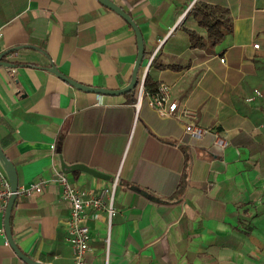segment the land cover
I'll use <instances>...</instances> for the list:
<instances>
[{
  "label": "crops",
  "instance_id": "crops-1",
  "mask_svg": "<svg viewBox=\"0 0 264 264\" xmlns=\"http://www.w3.org/2000/svg\"><path fill=\"white\" fill-rule=\"evenodd\" d=\"M112 1L144 37L138 83L149 76L151 88L171 85L179 109H195L196 123L227 144L212 134L188 137L146 96L137 109V87L86 92L50 70L88 87L129 85L136 33L98 0H0V55L15 49L3 58L10 66L0 67V146L19 187L66 174L79 190L99 191L119 175L111 228L106 213L85 220L88 264H264V0ZM198 1L231 12L234 31L217 46H192L189 30L206 35L191 11L185 15ZM255 90L262 96L248 102ZM62 161L110 178L65 173ZM5 213L0 264H27L8 240ZM70 213L51 182L32 200L17 198L12 238L33 260L73 264Z\"/></svg>",
  "mask_w": 264,
  "mask_h": 264
},
{
  "label": "built area",
  "instance_id": "built-area-1",
  "mask_svg": "<svg viewBox=\"0 0 264 264\" xmlns=\"http://www.w3.org/2000/svg\"><path fill=\"white\" fill-rule=\"evenodd\" d=\"M193 5L187 9L185 15L192 11ZM3 36L2 28H0V39ZM162 44L163 41L161 40ZM259 48L260 44L253 45ZM153 58L148 62V67L152 64ZM224 62V59H221ZM137 109L140 108L144 97L148 98L149 104L156 110L161 117H175L185 127V133L190 138L198 136H205L212 134L214 141L220 147H224L226 139L217 131L210 128H205L196 123L197 111L191 107L183 106L179 109L180 102L173 97L172 86L167 83H161L155 93H150L146 87L145 78H143L137 85ZM262 96L261 91L255 90L252 97L247 98V101H253L257 97ZM119 175L114 179L111 187L103 188L99 191L95 190H79L74 186L66 174H58L52 179H38L30 182L27 185L19 187L17 192H13L9 178L0 164V212L5 213L8 203L13 194L17 198H25L32 200L34 196L42 194L51 182H57L61 188L62 199L70 204V219L67 227V242L69 243L72 254L73 264H88L86 256L90 250V240L92 238V231L89 226L85 224V220L91 215L99 218L102 213H106L109 228H111L112 220L117 214L115 207L116 190L119 183ZM109 238L107 239L106 252L109 253ZM6 244H9L8 242Z\"/></svg>",
  "mask_w": 264,
  "mask_h": 264
},
{
  "label": "water",
  "instance_id": "water-1",
  "mask_svg": "<svg viewBox=\"0 0 264 264\" xmlns=\"http://www.w3.org/2000/svg\"><path fill=\"white\" fill-rule=\"evenodd\" d=\"M102 5L106 6L107 8L111 9L112 11L116 12L117 14H119L122 18L125 19V21L134 29L135 33H136V37H137V44H138V57H137V61L135 64V68H134V72L132 75V79L131 82L129 83L128 86H126L125 88H122L120 90H108V89H103V88H94V87H88L85 85H82L72 79H69L68 77H66L64 74H62L60 71H58L55 67H52V69H50L54 74L58 75L59 77H61L62 79H64L66 82H68L70 85L77 87L78 89H81L83 91L86 92H94L97 94H102V95H122V94H127L130 93L132 91H134L138 85V74H139V70L142 66L143 60L145 58V43H144V37L143 34L139 28V26L136 24V22L133 20V18L131 17V15H129L126 11H124V9L119 6L117 3H115L112 0H98ZM18 50V49H17ZM15 51V49H11L9 51H6L5 53H2L0 55V67L1 66H10V63L4 62L3 58L6 54ZM0 164L2 166V168L4 169V171L6 172L10 184H11V188L12 191L15 193L18 191L19 189V182H18V175H17V171H16V167L14 165V163L7 157V155L5 154V152L3 151L2 147L0 146ZM62 168L63 171L66 172H70V171H74V170H82L86 173H89L91 175H93L94 177L97 178H104V179H108L110 178L108 175H106L105 173H102L96 169L90 168L84 164H76L74 166H69L65 163V161H62ZM17 200V196L16 194H13L12 197L9 200L8 203V207L5 213V227H6V232L8 235V240L11 244V246L14 248V250L16 251V253L18 254V256L27 264H44L40 261H36L31 259L30 257H28L27 255H25L17 246V244L14 242L13 238H12V233H11V216H12V211L15 205V202Z\"/></svg>",
  "mask_w": 264,
  "mask_h": 264
},
{
  "label": "trees",
  "instance_id": "trees-1",
  "mask_svg": "<svg viewBox=\"0 0 264 264\" xmlns=\"http://www.w3.org/2000/svg\"><path fill=\"white\" fill-rule=\"evenodd\" d=\"M191 13L197 22L206 30V35H202L195 30H189L191 43L193 47H202L205 45L217 46L222 43L227 35L234 31V22L231 12L228 8L218 4H211L204 1H198L193 5ZM146 53V52H145ZM155 62V58L153 63ZM146 87L150 93H155L158 86L151 88L149 76L146 77ZM186 178L184 177L180 184V191L183 194Z\"/></svg>",
  "mask_w": 264,
  "mask_h": 264
}]
</instances>
